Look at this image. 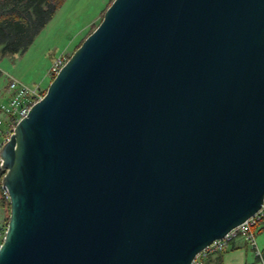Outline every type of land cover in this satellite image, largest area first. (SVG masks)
Masks as SVG:
<instances>
[{
  "label": "water",
  "instance_id": "water-1",
  "mask_svg": "<svg viewBox=\"0 0 264 264\" xmlns=\"http://www.w3.org/2000/svg\"><path fill=\"white\" fill-rule=\"evenodd\" d=\"M0 170V264H191L264 204V0H112Z\"/></svg>",
  "mask_w": 264,
  "mask_h": 264
},
{
  "label": "rangeland",
  "instance_id": "rangeland-1",
  "mask_svg": "<svg viewBox=\"0 0 264 264\" xmlns=\"http://www.w3.org/2000/svg\"><path fill=\"white\" fill-rule=\"evenodd\" d=\"M111 1L64 0L23 53L0 58V101H4L2 91L10 78L46 89L51 81L47 71L52 60L59 55L68 58L92 27L99 24L101 15ZM254 236L257 249L261 251L264 232H257ZM233 244L240 248L233 249ZM223 264L259 263L255 260L251 244L239 233L225 249Z\"/></svg>",
  "mask_w": 264,
  "mask_h": 264
},
{
  "label": "trees",
  "instance_id": "trees-1",
  "mask_svg": "<svg viewBox=\"0 0 264 264\" xmlns=\"http://www.w3.org/2000/svg\"><path fill=\"white\" fill-rule=\"evenodd\" d=\"M63 2L64 0H0V58L23 53ZM94 27L96 26H93L87 35L93 31ZM1 76L2 71L0 70ZM45 90H42V94ZM2 175L3 172L0 170V179ZM0 211L6 215V220H8L9 203L1 194ZM261 231L264 232V213L252 227L254 235ZM224 252L225 250L214 252L203 257V264H223ZM255 260L259 264H264V246L260 251V256L255 255Z\"/></svg>",
  "mask_w": 264,
  "mask_h": 264
},
{
  "label": "built area",
  "instance_id": "built-area-1",
  "mask_svg": "<svg viewBox=\"0 0 264 264\" xmlns=\"http://www.w3.org/2000/svg\"><path fill=\"white\" fill-rule=\"evenodd\" d=\"M67 61V57L59 55L55 57L47 71V75L52 79L60 72L62 67ZM42 88L40 85H26L16 79H8L6 89L4 91V101H0V148L9 139L16 123L27 115L31 106L40 100L43 96ZM0 194L8 201V194L5 189L0 185ZM264 213V204L253 216L249 217L246 221L241 223L236 228L230 230L222 238L214 240L207 247H205L194 258L191 264H203V257L214 253L224 251L231 243L233 238L241 233L244 238L251 244L255 255L260 256V251L257 249L255 236L252 232V227L256 221L261 218ZM6 215L0 212V244L3 241L7 230Z\"/></svg>",
  "mask_w": 264,
  "mask_h": 264
},
{
  "label": "crops",
  "instance_id": "crops-1",
  "mask_svg": "<svg viewBox=\"0 0 264 264\" xmlns=\"http://www.w3.org/2000/svg\"><path fill=\"white\" fill-rule=\"evenodd\" d=\"M232 248H233V249H239L240 246H239V245H235V244H233V245H232Z\"/></svg>",
  "mask_w": 264,
  "mask_h": 264
}]
</instances>
